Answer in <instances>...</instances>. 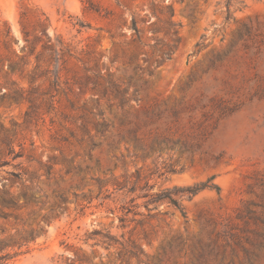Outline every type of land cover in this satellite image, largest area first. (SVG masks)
<instances>
[{"label": "rangeland", "instance_id": "rangeland-1", "mask_svg": "<svg viewBox=\"0 0 264 264\" xmlns=\"http://www.w3.org/2000/svg\"><path fill=\"white\" fill-rule=\"evenodd\" d=\"M0 154L10 264H264V0H0Z\"/></svg>", "mask_w": 264, "mask_h": 264}, {"label": "trees", "instance_id": "trees-1", "mask_svg": "<svg viewBox=\"0 0 264 264\" xmlns=\"http://www.w3.org/2000/svg\"><path fill=\"white\" fill-rule=\"evenodd\" d=\"M238 4H243V2H238ZM167 8L171 14L170 6H168ZM227 13H229V7ZM169 25L173 27H180V23H171ZM132 28L135 32L138 31L134 20L132 21ZM5 35H10L9 29L6 30ZM176 41H178V38H176ZM108 83L113 89H115L118 95L127 92V87L119 91V85L116 82H113L110 78L108 80ZM136 94L137 90H133L132 95L136 96ZM102 126L106 127L107 125L105 123H102ZM3 144L7 150L5 157L12 155L14 151L12 149L10 141L5 139V141H3ZM2 156L3 155L0 154V168L7 165V161ZM6 175L7 176L5 178H0V264H10L11 261H13L16 257L22 254L23 248H26L31 243L35 242V231L31 228H24L23 226L26 224L27 221L21 218L16 213L17 211L26 209L31 205L33 198L30 197L27 192L30 191L31 188L27 186L25 187L24 183H20L22 184L24 190L19 193L18 196L13 195L5 186H2V182H5V184L10 186L15 182L21 181V177L19 174L14 172H7ZM97 181L99 182V180ZM212 181L213 177H210L204 182H200L189 187H174L170 190H165L158 194H153L151 195L150 203L157 204L163 200H167L169 204L176 211H178L182 217H185L183 207L180 205L178 200L174 199L172 196H185L187 199H191L197 193L205 189L214 190L218 193L219 188L217 185L213 184ZM44 196L45 195L42 194L38 202H41ZM57 198L61 204L67 203V198L62 193L58 194ZM60 203H58L55 207H51L49 212L52 213L54 209L59 208ZM125 210L126 213L130 212V210L128 209ZM30 215H33V213L28 214V216ZM47 218L48 216L45 215L41 218V220L45 221ZM32 222H35V220H33ZM6 227H9V229H6ZM94 236H100V231L94 230L88 233L87 238L85 239V243H87L88 240L95 238Z\"/></svg>", "mask_w": 264, "mask_h": 264}]
</instances>
